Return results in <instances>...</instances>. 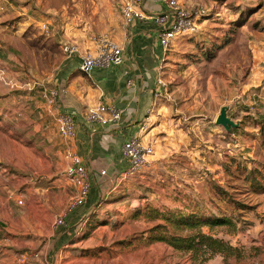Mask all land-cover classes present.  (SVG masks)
Here are the masks:
<instances>
[{"label": "rangeland", "instance_id": "374dc122", "mask_svg": "<svg viewBox=\"0 0 264 264\" xmlns=\"http://www.w3.org/2000/svg\"><path fill=\"white\" fill-rule=\"evenodd\" d=\"M179 1L205 13L195 33L173 42L160 71L166 86L142 133L159 158L134 177L97 178L100 196L75 230L54 231L72 195L55 186L62 174L33 168L30 151L5 155L20 137L0 125V264H18L22 254L23 264H264V191L247 181L250 169L264 170V0ZM124 4L0 0V69L55 77L64 40L111 35ZM222 107L237 131L216 123ZM182 218L200 223L179 225ZM217 218L226 222L201 223ZM199 231L233 248L185 251L153 239Z\"/></svg>", "mask_w": 264, "mask_h": 264}, {"label": "crops", "instance_id": "0c3cea01", "mask_svg": "<svg viewBox=\"0 0 264 264\" xmlns=\"http://www.w3.org/2000/svg\"><path fill=\"white\" fill-rule=\"evenodd\" d=\"M139 7L144 11L142 19L125 24L122 18V26L111 33V38L122 48L124 61L121 65L99 67L91 75L84 76L79 69L80 58L65 54L55 77L34 80L49 87L64 89L54 107L42 97L40 85L33 89H13L0 82V104L3 111L0 125L5 124L7 132H17L20 137L17 140L10 138L16 143L11 141L4 151L5 155L32 152L35 156L33 168L52 172L56 176L61 173L63 177L57 180L62 183L58 185L59 181L56 180L55 186L68 189L72 195L75 194L76 187L64 173L69 164L65 157V151L69 147L82 157L83 162L91 170L99 171L106 168L110 173H115L116 180L121 178L120 173L127 167L121 154L122 145L131 135L143 133L140 132L141 125H152L149 121L154 120L157 115L156 79L159 68L163 67L168 58L167 52L159 43L158 26L153 19V15L162 11L164 5L158 0H141ZM76 38L68 39L76 40L82 50L92 46V36L86 38L80 35L78 39ZM6 70L9 76L20 81L30 80L28 77L18 78L8 68ZM14 101L17 102L15 103L17 108H10ZM100 103L116 106L121 113L120 118L106 124L89 121L86 117L89 109ZM57 111L72 112L76 118L75 134L70 139L63 138L58 131L57 123L54 122ZM13 119L18 120L14 125L10 123ZM25 140L33 142L25 146L23 143ZM156 152L142 172L149 170L153 167V162L158 160ZM17 166L22 168L25 164L19 163ZM99 196L98 185L95 183L85 204L67 215L69 227L74 226L75 230V225L92 210ZM56 227L54 231L67 229ZM61 234L60 242L65 237V234Z\"/></svg>", "mask_w": 264, "mask_h": 264}, {"label": "built area", "instance_id": "2783aa9c", "mask_svg": "<svg viewBox=\"0 0 264 264\" xmlns=\"http://www.w3.org/2000/svg\"><path fill=\"white\" fill-rule=\"evenodd\" d=\"M141 0H127L123 5L122 16L125 24H130L135 19L143 18V9L139 7ZM164 5V9L153 15V19L158 26V40L165 52L170 49L173 42L180 36L193 34L198 29V20L205 13L203 8L195 7L188 10L179 0H158ZM41 28L49 32V23L43 22ZM92 46L82 50L79 43L73 39H65L63 49L69 57L78 56L80 58L79 69L85 75H91L99 67H109L111 65H121L124 61L122 48L115 42L111 35L103 33L94 35L91 38ZM162 66L159 68L161 71ZM159 74L156 79L155 96L158 97L161 89L166 86L162 76ZM0 78L6 86L13 89L30 88L37 85L42 87V97L47 103L54 107L60 93L64 89L49 87L32 79L20 81L8 75L7 70L0 69ZM56 114V112H55ZM121 116L119 109L114 105L100 103L95 108L89 109L86 117L89 121L106 124L117 121ZM56 123L60 135L65 139L74 136L77 121L72 112L57 111ZM148 124L141 125L140 132H145ZM154 142L144 139L141 133H135L128 137L122 145V158L127 163V167L120 173L122 178L134 177L141 173L149 164L154 155ZM65 157L69 164L65 169L66 178L76 187V192L70 197L65 213L56 220V225L64 228L69 227L67 215L85 204L90 196L92 187L97 183V178L109 175L108 169L99 171L91 170L84 162L82 157L70 147L65 151ZM22 203V201H19ZM26 261L24 254L17 259L18 264Z\"/></svg>", "mask_w": 264, "mask_h": 264}, {"label": "trees", "instance_id": "16d2710c", "mask_svg": "<svg viewBox=\"0 0 264 264\" xmlns=\"http://www.w3.org/2000/svg\"><path fill=\"white\" fill-rule=\"evenodd\" d=\"M230 129H232V127ZM232 130L237 131V129ZM247 181L250 183L251 186H254L255 183H258V187L256 189L264 191V170L259 171L256 167L250 169L247 175ZM225 220V218L206 219L201 221V223L204 222L208 224H215L226 222ZM197 223L200 222L192 221L191 219L183 221V218L179 219L178 221L179 225L185 224L187 226H194ZM1 224L2 223L0 221V225ZM153 239L159 241H166L169 244L173 245L175 248L185 251L198 252L199 250H214L215 252L224 253L233 248L231 245L227 244L223 240L217 239L202 231H199L194 235L188 236L164 235V233H160V235H157V237H154Z\"/></svg>", "mask_w": 264, "mask_h": 264}, {"label": "water", "instance_id": "95a60500", "mask_svg": "<svg viewBox=\"0 0 264 264\" xmlns=\"http://www.w3.org/2000/svg\"><path fill=\"white\" fill-rule=\"evenodd\" d=\"M216 123L219 125H223L225 128L230 129L235 126V123L227 116L226 107H222L220 110V114L217 117Z\"/></svg>", "mask_w": 264, "mask_h": 264}]
</instances>
